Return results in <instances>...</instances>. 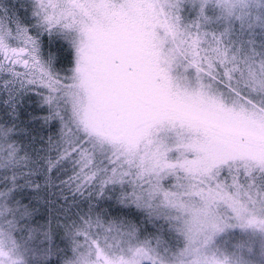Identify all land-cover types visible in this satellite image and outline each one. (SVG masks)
Returning a JSON list of instances; mask_svg holds the SVG:
<instances>
[{
    "label": "snow or ice",
    "instance_id": "1",
    "mask_svg": "<svg viewBox=\"0 0 264 264\" xmlns=\"http://www.w3.org/2000/svg\"><path fill=\"white\" fill-rule=\"evenodd\" d=\"M0 264H264V0H0Z\"/></svg>",
    "mask_w": 264,
    "mask_h": 264
}]
</instances>
